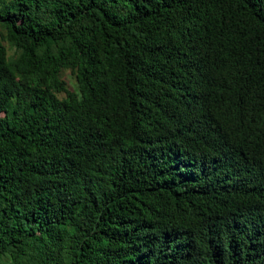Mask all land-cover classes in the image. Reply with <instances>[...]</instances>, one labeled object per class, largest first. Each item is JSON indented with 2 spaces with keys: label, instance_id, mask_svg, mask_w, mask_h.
Wrapping results in <instances>:
<instances>
[{
  "label": "trees",
  "instance_id": "1",
  "mask_svg": "<svg viewBox=\"0 0 264 264\" xmlns=\"http://www.w3.org/2000/svg\"><path fill=\"white\" fill-rule=\"evenodd\" d=\"M0 264H264V0H0Z\"/></svg>",
  "mask_w": 264,
  "mask_h": 264
},
{
  "label": "rangeland",
  "instance_id": "2",
  "mask_svg": "<svg viewBox=\"0 0 264 264\" xmlns=\"http://www.w3.org/2000/svg\"><path fill=\"white\" fill-rule=\"evenodd\" d=\"M62 78L66 81L67 86L72 90H77V82L74 74L69 69H65L62 72Z\"/></svg>",
  "mask_w": 264,
  "mask_h": 264
}]
</instances>
